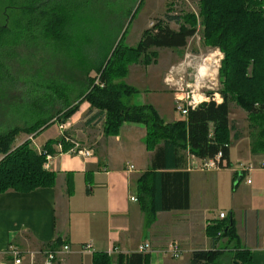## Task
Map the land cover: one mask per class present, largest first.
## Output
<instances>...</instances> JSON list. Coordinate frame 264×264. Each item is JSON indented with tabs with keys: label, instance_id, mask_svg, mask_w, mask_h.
<instances>
[{
	"label": "crops",
	"instance_id": "obj_1",
	"mask_svg": "<svg viewBox=\"0 0 264 264\" xmlns=\"http://www.w3.org/2000/svg\"><path fill=\"white\" fill-rule=\"evenodd\" d=\"M163 80L168 92L167 81ZM177 98L180 99L176 94V104ZM216 102L220 104L222 99ZM234 106L230 104V108ZM82 107L85 109L81 108L67 128L76 131L81 124L76 117H85L76 138H81L82 149L91 151L92 156L70 154L71 142L65 143L70 147L68 152L64 151V145L62 150L56 144L51 149L54 160L49 169L57 175L54 188L0 195V262L14 263L9 254L11 248L23 254V264H30L28 253L64 245L81 248L91 245L92 258L95 252H104L117 264L119 257H130L141 245L149 243L150 264H190L194 252L214 248L206 230L210 224L222 220V213L229 218L227 213L219 211L222 199H226L242 249L251 252L253 264H264L261 233L264 215L250 201L245 224H239L236 218L240 201L232 183L238 179L234 186L238 187L245 174L239 177L231 169V148L230 169L201 171L194 167L188 152H181L178 169L165 170L157 167L154 152L147 150L144 125L126 123L118 137H106L103 130L96 135L102 120L89 123L97 111L87 116L90 105L85 103ZM246 116L248 119L247 113ZM230 122L235 139L239 140L241 135L231 118ZM252 138L255 142L256 138ZM58 139L47 138L39 145ZM253 155L254 165L263 168L256 172H264V155ZM140 179L143 181L139 183ZM140 184L145 186L143 190ZM248 185L252 186V181ZM132 197L137 201H132ZM172 244L188 255L186 263H180L181 258L168 257L166 253ZM70 254L58 264H71ZM232 258L229 252L222 259L224 264H231ZM35 264H44L43 256L38 255Z\"/></svg>",
	"mask_w": 264,
	"mask_h": 264
},
{
	"label": "trees",
	"instance_id": "obj_2",
	"mask_svg": "<svg viewBox=\"0 0 264 264\" xmlns=\"http://www.w3.org/2000/svg\"><path fill=\"white\" fill-rule=\"evenodd\" d=\"M51 1L42 2L39 16L47 20L46 29L51 37L65 40L69 37L72 12L68 7L59 6L60 0H55L58 5L48 8ZM172 23L178 26L177 30L171 27ZM199 28L204 44L219 49L224 55L218 93L222 102L212 99L190 110L184 120L165 123L152 105L133 104L134 96L140 91L122 81L134 64L142 62L146 67L157 64L158 50L185 49ZM2 29L0 25V36ZM125 35L116 38L104 50L98 65L87 71H96L97 76L88 77L86 91L58 112L53 118L55 122L66 124L87 103L90 105L87 116L97 111L89 123L104 120L106 137H118L126 123L144 125L147 150L154 152L157 167L178 169L181 152H188L199 160L214 158L222 152L231 168L230 142L234 127L230 122V104H235L247 113L251 129L258 131L252 152L264 153V0H200L198 14L167 15L166 20H158L143 33L136 47L124 44ZM43 127L38 122L27 129L0 135V195L9 191L29 194L55 187L57 175L44 168L46 155L53 154L51 149L56 144L62 148L64 145V151L68 152L67 137L48 141L42 147V154L32 148L30 141L15 147L16 138L22 132L37 133ZM144 188L140 184V189ZM206 233L214 248L194 252L190 264H224L222 258L229 252L233 256L231 264H253L251 252L241 247L233 219L210 224ZM92 264H113V260L108 253L95 252ZM117 264H150V255L137 252L125 259L119 257Z\"/></svg>",
	"mask_w": 264,
	"mask_h": 264
},
{
	"label": "rangeland",
	"instance_id": "obj_3",
	"mask_svg": "<svg viewBox=\"0 0 264 264\" xmlns=\"http://www.w3.org/2000/svg\"><path fill=\"white\" fill-rule=\"evenodd\" d=\"M44 1L48 0H0V25L3 28L0 36V135L40 122L44 127L37 133L22 132L15 141V147L30 141L37 153L43 147L40 142L54 137H68L82 147L76 131L83 128L85 117H76L81 121L76 131L67 128L71 120L61 124L53 118L86 91L88 77L97 76L96 71L89 72L91 74L87 71L98 65L104 50L116 38H122L125 33L124 44L136 47L143 33L158 20H166L167 15L198 14L200 0H60L59 6L68 7L72 12L69 37L65 40H56L48 34L47 20L39 16V7ZM58 1L52 0L48 8L58 5ZM171 27L178 29L173 23ZM157 52V64L148 67L142 62L134 64L122 81L140 91L139 97L135 95L134 98L136 105H154L162 120L171 124L185 119L177 110L176 94L185 100L183 106L193 100L221 101L219 70L224 55L219 49L204 44L201 28L185 49ZM207 59L211 61L206 62ZM205 65L207 74L214 77L199 75L200 68ZM163 78L167 81L168 92L164 89ZM230 116L241 135L237 140L234 132L231 134V169L235 171L239 164L255 166L252 137L257 138L258 131L251 129L246 112L238 106L230 108ZM104 122L102 120L96 128V135L103 130ZM255 168L243 176L238 187H234L238 179L232 183L240 201L236 218L243 225L249 215L250 201L264 215V172H256L263 169L261 166ZM250 180L252 186L248 185ZM220 210L230 218L228 200L222 199ZM261 233L264 238V224ZM70 253L71 264H92L93 258L84 247L72 246ZM83 253L86 254L81 255ZM166 254L173 258L170 251ZM180 258V263H186L188 255L181 253Z\"/></svg>",
	"mask_w": 264,
	"mask_h": 264
},
{
	"label": "built area",
	"instance_id": "obj_4",
	"mask_svg": "<svg viewBox=\"0 0 264 264\" xmlns=\"http://www.w3.org/2000/svg\"><path fill=\"white\" fill-rule=\"evenodd\" d=\"M216 101V99H214ZM177 102V110L185 117H188L189 111L196 109L200 104L204 103V101H195L193 100L192 102H187L184 106L181 105L183 102H185L184 99H178L176 100ZM206 102V101H205ZM32 139V138H31ZM67 142H71L73 145V148L69 150V153L72 155H81L83 157H91L92 153L89 150H84L82 147H80L79 144H76L72 142L68 137L66 138ZM34 142V138H33ZM60 149L62 147L60 146ZM63 150V149H62ZM39 154H42V147L38 149ZM189 158L192 159V163H194V167L201 170V171H221L225 169H230L228 166L227 160L224 159L222 152L218 153L214 158L207 159V160H199L195 156L189 154ZM54 160V156L47 154L46 155V163L44 165V168L46 170L50 169L51 163ZM133 168V167H132ZM256 170L253 165L246 166L239 164V166L236 168V172H238L239 175H244L247 173H250L252 171ZM248 184H251V181H248ZM132 201H137L136 198L132 197ZM227 216L226 214L222 213L220 215L221 219H225ZM91 250V245H85L84 246V251H90ZM152 250V247L149 243H144L141 245L138 249V253L141 254H147ZM170 253L172 254V257L175 259H179L181 252L179 250V247L175 244H172L169 248ZM168 251V252H169ZM71 252V247L69 245H64L59 249H48L46 248L45 250L39 251V252H32L28 253L29 254V259H30V264H35V258L38 255L43 256L44 258V264H58L59 261L62 260V258ZM9 254L14 258V263L13 264H23V254L18 251L17 249L11 248L9 251ZM0 264H8L5 262H0Z\"/></svg>",
	"mask_w": 264,
	"mask_h": 264
},
{
	"label": "bare ground",
	"instance_id": "obj_5",
	"mask_svg": "<svg viewBox=\"0 0 264 264\" xmlns=\"http://www.w3.org/2000/svg\"><path fill=\"white\" fill-rule=\"evenodd\" d=\"M216 57V56H215ZM211 59H207L206 62H210ZM208 73V68H207V65H205L204 67H201L200 70H199V75L202 77H212L213 75H209L207 74ZM214 77V76H213Z\"/></svg>",
	"mask_w": 264,
	"mask_h": 264
}]
</instances>
